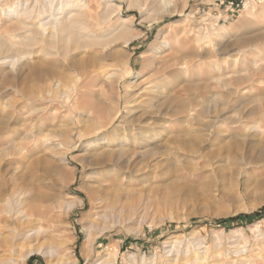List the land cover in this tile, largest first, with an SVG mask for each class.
<instances>
[{
	"label": "rangeland",
	"instance_id": "374dc122",
	"mask_svg": "<svg viewBox=\"0 0 264 264\" xmlns=\"http://www.w3.org/2000/svg\"><path fill=\"white\" fill-rule=\"evenodd\" d=\"M42 3L0 0V37L13 33L3 12L20 4L37 13ZM83 4L90 31L101 36L95 21L103 0ZM170 10L157 22L125 11L137 38L94 52L87 72L69 69L52 96L29 70L61 58L26 50L15 68L0 65V182L15 189L39 184L61 208L54 209L55 226L42 222L54 235L55 255L35 253L25 264H182L174 254L187 249H206L219 264H264V0H173ZM39 16L27 21L35 26ZM26 79L34 94H21ZM155 91L163 92L149 102ZM161 104L185 105L189 116H153ZM104 124V135L148 130L155 149L149 168L106 191L113 207L97 217L99 194L88 189L93 177L81 159ZM59 139L63 164L43 149ZM75 197L81 204L65 214L63 203ZM86 231L92 242L85 244Z\"/></svg>",
	"mask_w": 264,
	"mask_h": 264
},
{
	"label": "bare ground",
	"instance_id": "6f19581e",
	"mask_svg": "<svg viewBox=\"0 0 264 264\" xmlns=\"http://www.w3.org/2000/svg\"><path fill=\"white\" fill-rule=\"evenodd\" d=\"M84 2L85 0H43L42 5L40 4L39 6V10L37 9V13L33 10L35 5L32 7L30 6L31 9H28L29 7H26L27 5L21 7L20 4L8 8L7 11L3 12V15L9 19L10 28L13 30V33L9 34L7 39H5L4 36V39L2 36L0 37V65L15 68L24 60L26 54L37 53V49H41L46 56L61 58L62 64H43L44 68L41 72L38 70L35 71V65L29 70L30 74L34 76L33 79L42 82L43 88L41 87V90H44L47 94H51L52 96L61 91L65 80L68 81L69 69L77 71L79 74L80 72L88 70L89 67L92 69L93 62L91 63L90 60H92L91 58L94 56V52L97 50L106 51L111 44L120 39H123L124 47H127L129 42L137 38L138 35L132 32L134 20L128 15H125V11L135 8L141 20L150 19L152 22H157L166 13L171 12L170 6L173 0H103L104 5L100 11L101 13L95 21L96 27L104 29L101 36H96V34L90 31V25L87 23L88 18H86L83 13L85 7V4H83ZM39 14L40 16L35 23L36 25H30L28 19L35 16L38 17ZM23 33H25V36ZM41 43L42 47H40ZM160 43L161 45H167L166 41L163 40L159 41V44ZM160 49V45H156L153 48L155 53H158ZM26 50L30 51L27 53L25 52ZM73 55L74 60L72 57ZM68 56H71V58L69 61H66ZM137 77L138 73H135L132 78ZM10 82L12 83L11 85L20 87L21 83H17L16 80L12 79ZM35 87L36 85L34 82L29 83V80L26 79L21 86V94H34ZM150 88L151 87L148 89L150 90ZM16 89L15 91H19ZM160 92L155 91V93L151 95L152 98L149 99V102L159 97L163 91ZM68 107H71V105ZM189 111L190 109L188 110L185 105H178L174 110H170V108L161 104L159 106H154L152 115L167 119L169 115L177 113L189 116ZM108 113L110 112L108 111ZM162 124L160 128L164 129L166 124ZM106 128L105 124L96 128V134H101V136L90 141L93 144V146L89 145V147H92V151H87L85 148V157L81 159L82 168L84 167L87 169L89 175L93 177V179H91L92 183L89 184L90 188L88 189L99 194L98 198L94 201V208L97 211L95 212L94 210V212L97 217H105V210H110L111 206L113 207L112 202L107 198V194L110 192L106 191L111 189V191L114 189L117 190L120 185L123 184L124 179L130 181L138 176L137 172L149 168L151 166V160H149V158L152 156L155 149L152 146L155 136L148 130L145 131L141 129L137 133L131 132L133 135H119L115 132L111 135H104ZM247 135L248 134H245V136ZM62 139L55 141L56 143H51L52 145L46 144L43 148L45 150L44 154L52 159L51 162L56 160L57 163L63 164L65 161V158H60L59 155V149L63 142H65V140ZM70 143L68 142L67 144ZM19 155H21V153H19ZM37 160H42L47 163L44 159ZM56 168L60 171L59 165H57ZM52 171H54V169H52ZM0 183V264H25L26 260L35 253H42L48 256L55 255V245L53 244L54 242H52L54 235L50 234L49 230L45 228L42 223L46 221L49 226L56 223V220H54V209L57 208L60 211L61 208L57 207L58 200L55 196L51 195L47 197L48 195H44L45 193L41 194L42 192H40L39 184L24 183L25 188L20 187L15 189L13 187H7L6 183ZM62 203L63 202H61V204ZM63 204L66 214L72 207L81 204V200L76 197L73 199L70 198ZM110 226L113 227L114 225ZM235 232L237 231L235 230ZM232 233H234V231H232ZM48 240L50 242H47ZM84 242L85 244L92 242L89 231L85 232ZM178 243H176V245ZM231 247L232 246H230V248ZM200 248L199 246V249ZM175 249L174 251H176ZM189 250L187 249L181 254L173 253L176 255L174 256V260L181 259L182 264H219L217 261L213 260L212 256H207L206 249H201L200 251L195 250L193 252ZM219 254L220 253H217L215 255L218 256ZM169 255H171V253ZM241 255L242 254H238V257H241ZM243 256L241 258H243ZM104 264H107V262L105 261Z\"/></svg>",
	"mask_w": 264,
	"mask_h": 264
},
{
	"label": "trees",
	"instance_id": "16d2710c",
	"mask_svg": "<svg viewBox=\"0 0 264 264\" xmlns=\"http://www.w3.org/2000/svg\"><path fill=\"white\" fill-rule=\"evenodd\" d=\"M238 217H239V216H237V217H233L232 219H233V220H236ZM221 222H224V221H220V223H221Z\"/></svg>",
	"mask_w": 264,
	"mask_h": 264
}]
</instances>
